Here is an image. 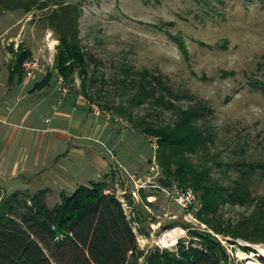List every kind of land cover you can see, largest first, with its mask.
<instances>
[{
	"label": "rangeland",
	"instance_id": "1",
	"mask_svg": "<svg viewBox=\"0 0 264 264\" xmlns=\"http://www.w3.org/2000/svg\"><path fill=\"white\" fill-rule=\"evenodd\" d=\"M67 1L81 6L79 37L88 67L65 81V96L54 69L58 34L43 18L54 6L1 10V68L11 60L10 46L21 43L39 64L37 80L52 71L55 92L51 103L37 109V119L33 112L25 123L37 132L18 128L20 147H32L36 134L42 143L39 167L33 150L27 166L51 172L28 169L13 178L0 173L1 193H36L45 182V201L53 207L62 189L69 194L105 181L132 217L145 253L188 243L189 230L198 229L220 239L229 264H264V241L216 233L197 218L200 203L192 189L191 207L180 196L184 190L161 185L158 137L140 130L173 127L182 110L203 113L195 125L205 146L187 157L226 188L213 219L225 231L258 236L253 225L264 215V94L256 85L264 82V0ZM79 94L88 102H76ZM26 106L27 100L19 108ZM5 136L0 134V154ZM235 187H246L244 202L227 198Z\"/></svg>",
	"mask_w": 264,
	"mask_h": 264
},
{
	"label": "trees",
	"instance_id": "2",
	"mask_svg": "<svg viewBox=\"0 0 264 264\" xmlns=\"http://www.w3.org/2000/svg\"><path fill=\"white\" fill-rule=\"evenodd\" d=\"M34 5L38 10L54 6L43 18L58 34L54 60L57 74L67 82L76 73L85 74L88 56L79 37L80 3L0 0V13L18 9L29 12ZM9 50L12 54L10 79L16 74L22 78L23 63L32 58V52L21 43L17 50L13 44ZM52 76V71H47L36 86L49 85ZM256 87L264 94V82H258ZM202 114L194 108L182 110L173 127L140 129L144 134L158 137L156 159L164 175L160 183L163 187L176 186L184 191L192 189L200 203L197 218L216 233L264 241V221H260L264 215L253 225L259 232L254 238L244 232L225 231L213 219L220 202L226 199L223 196L226 188L213 182L208 170H200L187 157V153L205 146V139L195 125ZM108 189L105 181L79 185L72 193L62 191L60 202L53 207L45 201L47 188L36 193L14 191L10 194H3L0 189V264H229L225 246L207 230L190 229L188 243L180 240L174 249L155 247L145 253L138 245L132 217ZM246 197V187H235L227 195L231 201L239 202H244ZM261 204L264 210V199Z\"/></svg>",
	"mask_w": 264,
	"mask_h": 264
},
{
	"label": "crops",
	"instance_id": "3",
	"mask_svg": "<svg viewBox=\"0 0 264 264\" xmlns=\"http://www.w3.org/2000/svg\"><path fill=\"white\" fill-rule=\"evenodd\" d=\"M17 48L14 47L15 50H17ZM9 55L11 56L10 58H12L11 52ZM9 63L10 60L8 61L6 69L1 68L2 65L0 66V134L4 135V133H6L2 150L4 153L0 154V173L4 178L6 175H9L10 178L17 177L28 171L33 174L37 172V174L46 173L47 175L51 172L48 167L35 169L28 167L26 164L27 155H29V152L33 150V152H31L35 156V160H33L35 163L34 166L39 167L38 164H40L42 157V143L38 139L39 136L37 137L36 134L35 137H33L34 143L32 147H20L19 141L21 139V133L18 128L24 127L37 132V127L35 125L28 126L26 124L31 123L33 112H35L33 115L34 119H37V109L51 103L53 99L52 97L55 94L54 89H52L49 85L42 88H38L36 86V84L45 76L44 75L40 78V80H37V78H39V76H37V71L31 79L27 78L24 73L22 78L20 75L16 74L11 80ZM39 72L40 71H38V74L40 75ZM25 100L28 101V106L20 109V103ZM59 103H61V100H59ZM43 188L49 189V186L43 182L41 189ZM62 191H64V189H62Z\"/></svg>",
	"mask_w": 264,
	"mask_h": 264
},
{
	"label": "built area",
	"instance_id": "4",
	"mask_svg": "<svg viewBox=\"0 0 264 264\" xmlns=\"http://www.w3.org/2000/svg\"><path fill=\"white\" fill-rule=\"evenodd\" d=\"M38 68H39V64H38L36 58H34V57L26 60L23 63L24 73H25V76L27 78L33 77ZM56 81H57V86H58L57 88H58L61 96H65L68 93L69 89L66 86L64 77L61 74H57ZM76 102H83L84 103V102H88V100L83 95L79 94ZM92 109L94 111L95 116L98 117V116L102 115L101 110L98 108V106L92 105ZM180 196H181L182 200L186 203L185 205H187V204L190 205L193 201V195H192L190 190L183 191L180 194Z\"/></svg>",
	"mask_w": 264,
	"mask_h": 264
},
{
	"label": "bare ground",
	"instance_id": "5",
	"mask_svg": "<svg viewBox=\"0 0 264 264\" xmlns=\"http://www.w3.org/2000/svg\"><path fill=\"white\" fill-rule=\"evenodd\" d=\"M163 241H164V240L161 239V242H163ZM244 255H245V254H244ZM251 263H253V262H251Z\"/></svg>",
	"mask_w": 264,
	"mask_h": 264
}]
</instances>
